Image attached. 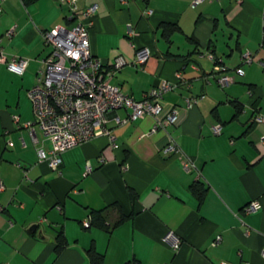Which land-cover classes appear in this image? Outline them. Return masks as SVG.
I'll use <instances>...</instances> for the list:
<instances>
[{
  "label": "crops",
  "instance_id": "1",
  "mask_svg": "<svg viewBox=\"0 0 264 264\" xmlns=\"http://www.w3.org/2000/svg\"><path fill=\"white\" fill-rule=\"evenodd\" d=\"M93 4L92 53L107 68L127 62L110 82L135 100L176 83L161 105L163 114L177 109V123L151 132L154 118L144 115L117 125L127 115L118 109L108 124L116 147L101 135L64 152L59 171L39 162L36 148L48 142L25 123L33 119L27 92L50 51L41 33L75 21L57 0H0L6 57L28 60L20 75L0 63V264H90L91 245L105 264H264V0H78V13ZM162 25L176 30L165 35ZM143 49L146 61L134 64ZM217 63L244 74L222 87ZM171 139L197 170L163 153ZM194 182L206 189L200 205ZM252 201L259 208L245 212ZM105 207L111 228L90 227V210ZM61 232L67 244L57 253Z\"/></svg>",
  "mask_w": 264,
  "mask_h": 264
},
{
  "label": "built area",
  "instance_id": "2",
  "mask_svg": "<svg viewBox=\"0 0 264 264\" xmlns=\"http://www.w3.org/2000/svg\"><path fill=\"white\" fill-rule=\"evenodd\" d=\"M202 1L205 0H193V4ZM57 2L68 8L75 23L70 28L56 25L41 33L50 51L40 59L34 85L27 92L33 119L25 123L30 133H34V127H37L48 142V148H36L38 161L45 163L51 170L59 171L64 152L101 135L107 136L111 145L116 147L115 135L108 124L109 115L118 109L127 110V115L123 118L116 116L114 122L117 125L126 124L144 115L154 118L151 132L176 124L177 109L173 108L163 114L161 105L163 93L177 86L176 83L164 80L158 87L145 93L142 100H135L131 95L122 92L119 84L110 82V79L127 64L125 59L117 57L107 68L90 49L89 27L92 25L97 5H90L78 13V0ZM151 12L152 10L147 8L143 14L149 15ZM12 34V29L6 32L8 37ZM148 55V49L138 51L134 64H143ZM208 57L213 59L210 53ZM251 59L249 53L243 55L244 62H250ZM2 62L6 63L10 71L20 75L24 73L28 60L19 56H11L8 59L0 40V63ZM215 69L219 75L217 82L222 87L234 83L236 76L244 74L242 67L228 69L217 63ZM176 77L177 82H180V74H176ZM186 102L190 106L196 102V98L187 99ZM13 119L15 123L19 122L17 116H13ZM253 119L256 123L263 122L262 115H255ZM212 130L217 135L221 132V126L215 125ZM163 153L177 155L184 171L197 170L193 159L186 155L174 140L171 139L163 148ZM89 169L87 167V171ZM23 172L25 174L26 170ZM258 208L259 203L252 201L244 211L251 212ZM219 239L217 236L213 245L217 244ZM127 264L138 263L130 261Z\"/></svg>",
  "mask_w": 264,
  "mask_h": 264
},
{
  "label": "trees",
  "instance_id": "3",
  "mask_svg": "<svg viewBox=\"0 0 264 264\" xmlns=\"http://www.w3.org/2000/svg\"><path fill=\"white\" fill-rule=\"evenodd\" d=\"M163 31L165 35L171 34L173 31L176 30V28L173 25H162ZM191 193H193L199 205L202 203L204 196H205V188L201 183L194 182L189 187ZM129 195L131 199L136 198V194L133 191H129ZM108 207H105L103 209H91L89 212V225L90 227H95L99 229H103L108 231L111 227L106 223L107 221V210ZM126 219V216L120 215V217L117 219L116 222L112 224V227H115L119 224H121ZM67 244V241L64 237V235L59 233V235L56 238V246L55 251L58 253L60 252L64 246ZM87 256L89 258L90 264H105V260L102 254H100L94 247V245H91L87 250Z\"/></svg>",
  "mask_w": 264,
  "mask_h": 264
},
{
  "label": "water",
  "instance_id": "4",
  "mask_svg": "<svg viewBox=\"0 0 264 264\" xmlns=\"http://www.w3.org/2000/svg\"><path fill=\"white\" fill-rule=\"evenodd\" d=\"M31 229L33 230L34 229V226Z\"/></svg>",
  "mask_w": 264,
  "mask_h": 264
}]
</instances>
